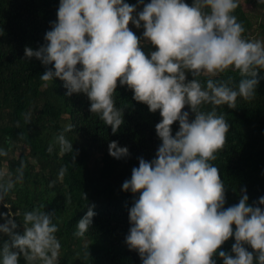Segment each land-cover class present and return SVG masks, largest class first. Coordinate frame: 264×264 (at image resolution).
Returning a JSON list of instances; mask_svg holds the SVG:
<instances>
[{"label":"clouds","instance_id":"clouds-1","mask_svg":"<svg viewBox=\"0 0 264 264\" xmlns=\"http://www.w3.org/2000/svg\"><path fill=\"white\" fill-rule=\"evenodd\" d=\"M264 2V0H262ZM241 0H60L58 19L45 33L39 48L25 47L26 57H37L48 67L40 78L64 81L67 95L83 92L92 113L118 132L125 122L118 106V83L134 90V99L160 111L155 125L161 143L151 159L140 156L132 175L124 180L133 196L126 243L137 250L141 264H264V195L249 202L246 187L238 203L225 207L226 183L212 163L224 148L231 127L227 114L216 106L236 108L238 98L257 95L264 69V37L245 35L236 14ZM142 5V9L139 7ZM143 27L138 35L130 27ZM157 46L147 52L144 45ZM232 69L240 73L215 79ZM189 72L194 77L189 79ZM201 76L207 77L206 81ZM190 106L189 111L185 106ZM205 105H211L205 108ZM194 113V117L193 114ZM31 113H25V120ZM179 128L173 134V124ZM19 121L17 124L19 125ZM69 123L48 145L53 152L70 153ZM116 158L130 155L128 146L109 142ZM9 150L0 145V156ZM74 158V157H73ZM26 161L16 174L0 167V203L9 211L0 223V264H60L61 238L55 213L34 207L23 213V232L7 197L22 182ZM67 165L58 177L63 180ZM50 181V186L56 184ZM87 199V193H83ZM95 205L77 221L74 235L85 236L96 215ZM235 225V228H234ZM235 237L231 251L220 246ZM251 245L255 251L249 250ZM234 253V254H233Z\"/></svg>","mask_w":264,"mask_h":264},{"label":"trees","instance_id":"trees-1","mask_svg":"<svg viewBox=\"0 0 264 264\" xmlns=\"http://www.w3.org/2000/svg\"><path fill=\"white\" fill-rule=\"evenodd\" d=\"M129 2L137 3V0ZM244 2L253 9H264V2L241 0L236 9L244 22L245 35L252 37L258 32L264 37V13H257L261 20H254L244 8ZM59 3L60 0H0V145L9 150L8 156H0V167L6 168L14 178L21 161L27 163L23 181L17 182L7 197L8 204L13 212H19L17 230L21 232L26 210L41 207L55 213L54 222L60 226L57 235L62 243L60 264H141L138 251L130 249L126 243L131 226L129 208L134 202L133 196L138 197L139 193L125 191L122 184L131 177L133 166L139 165L140 156L151 160L156 155L162 141L155 125L162 116L159 110L152 112L146 103L136 101L133 89L118 83L115 97L117 105L124 107L125 122L113 133L111 125L99 114L92 113L87 94L68 96L64 81L59 77L52 81L40 78L54 65L46 66L35 56L26 57L25 47L39 48L45 43L51 21L58 19ZM130 27L138 35L144 31L143 27L137 28L132 23ZM143 47L147 52L157 46L148 43ZM229 77L236 82L241 79L240 73L232 69L215 79ZM192 78L189 72V79ZM185 107L191 111L190 106ZM216 107L227 114L231 124L224 148L212 161L220 167L226 183L225 207L239 202L244 187L249 202H257L264 195V69L259 74L255 98L239 97L236 108L226 104ZM29 112L31 119L25 120V113ZM192 115L194 117V113ZM69 123L74 125L66 133L74 144L73 151L61 154L57 145L49 152V143ZM178 128L179 121L173 124V134ZM111 140L128 146L130 155L112 156ZM62 165H67L68 171L60 180L58 172ZM53 179L57 182L50 186ZM93 204L96 212L93 224L85 236L74 235L77 221ZM8 211L6 204L0 203V223L6 219L2 213ZM0 239H8L7 234H0ZM234 242L233 236L220 247L230 252ZM246 246L254 252L255 258L256 250L251 245ZM215 258L217 264H223L218 252ZM21 264H26L23 256Z\"/></svg>","mask_w":264,"mask_h":264},{"label":"rangeland","instance_id":"rangeland-1","mask_svg":"<svg viewBox=\"0 0 264 264\" xmlns=\"http://www.w3.org/2000/svg\"><path fill=\"white\" fill-rule=\"evenodd\" d=\"M243 6L248 11V13L253 15V19L254 20H256V21L261 20V16H259L260 15L259 13H261V14L264 13V9H262V8L261 9L260 8L253 9V8L250 7V5L248 3H245V2L243 4ZM257 13L259 14L258 16H257ZM252 37H261V36L258 34V32H255L252 35Z\"/></svg>","mask_w":264,"mask_h":264}]
</instances>
